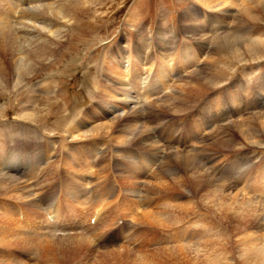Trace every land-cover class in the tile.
<instances>
[{"label":"rangeland","instance_id":"374dc122","mask_svg":"<svg viewBox=\"0 0 264 264\" xmlns=\"http://www.w3.org/2000/svg\"><path fill=\"white\" fill-rule=\"evenodd\" d=\"M53 1L26 0L21 6L17 5L19 0H0V8L3 4L13 14L2 15L0 28L9 22L14 26L15 19L34 3ZM93 1H97V11L73 26L66 34L69 40L65 37L52 62L27 79L24 86L0 96V155L9 157L8 165L0 161V175L19 179V185L0 192V264H44L45 258L56 255L55 245L60 239L85 235L96 248L89 252L92 263L99 256L94 258L95 254L113 251L120 253L124 264H140L139 257L144 256L151 263L183 264L168 262L167 255L160 262L152 255L177 247L161 243L162 238L187 235L188 239L191 232L207 231L199 220L224 234L212 240H221L226 259L216 256L213 263L246 264L242 260L246 251H257L264 245V219L229 226L219 216L200 210L207 207L199 194L198 211L189 210L180 229L163 232L160 228L153 233L148 219L140 218L144 211H137L140 222L134 219L133 209L142 198L146 210L195 201L190 196L189 180L175 183V178L185 175L175 156L187 153L216 179L226 183L233 179V192L264 205V136L258 133L250 140L256 142L249 144L233 128L243 122L246 128L256 130V117L264 119V60L239 64L229 59L220 39L226 32L234 37L264 39V24L243 23L240 7L232 8L234 3L247 6L249 0ZM225 4L232 12L229 19L220 10ZM193 30L196 36L191 34ZM7 60L0 56V61ZM220 69L225 72L220 73ZM202 76L211 86L200 79ZM27 114H34V118ZM137 114L149 131L150 142L163 150L153 167L143 162L148 155L145 142L130 141L120 132ZM113 121L120 126L110 130V135L96 134L94 128L112 125ZM17 157L28 166L23 174L15 171L18 163L13 159ZM158 180L169 184L167 191L152 186ZM86 200L90 204L84 203ZM257 208L263 215L264 208ZM49 213L58 220L53 228L48 224ZM245 237L255 244L246 246ZM198 240L192 243L204 241ZM31 244H36L35 248ZM210 246L194 254L206 257L213 250ZM89 253L77 252L61 264H79Z\"/></svg>","mask_w":264,"mask_h":264},{"label":"bare ground","instance_id":"6f19581e","mask_svg":"<svg viewBox=\"0 0 264 264\" xmlns=\"http://www.w3.org/2000/svg\"><path fill=\"white\" fill-rule=\"evenodd\" d=\"M16 1H18V0H16ZM25 2H26V0H19L17 5L18 4H21V6L25 5ZM234 2H235V0H234ZM242 3H245V2H242ZM96 5H97V1H93V0H62L61 2H59L58 0H54L53 2H50V4L49 3L48 4H46V3L45 4L34 3L33 5L29 6V8H27L26 11L21 13L15 19V21L13 22V23H15L14 26H12V22H9L5 25V27H1L0 28V53H1V55H5V57H7L8 60L5 62L0 61V96L5 95L9 91H12V90L15 91L18 88L22 87L23 83L25 81H27V79H29L32 76H35L37 74V72L42 71L47 64L51 63L52 59L55 58L57 56V53L62 49L63 43L65 42L64 39L66 37V34L68 32L70 33V31L72 32L74 25H77L80 23L82 24V22L84 21V19L86 17L92 15L95 12L94 10L97 11V9H95ZM19 7L20 6H17L16 11L19 10L18 9ZM236 7H240V19L243 21V23L245 21V22L255 23V24H264V0H249L247 6H240L238 3H234L232 8H236ZM0 9H1V12H0V19L1 20L4 17L2 15L5 12H6V14L13 16V14L9 13L10 10H5L3 4H2V8H0ZM216 9H218V8H216ZM13 10H15V8H13ZM220 10L225 11V14L228 17V19L232 16V12H230L227 9L226 4L223 5L222 8L220 7ZM19 17H20V19H19ZM16 20H18V21H16ZM194 31H196V30L191 31V34L193 36H196ZM69 35H71V34H69ZM201 37L202 38L204 37V39H205L206 35H203ZM202 38H200V39L202 40ZM208 39H207V41H208ZM220 39L223 41L224 45L227 47V50H228L227 55H228L229 59H232L233 61H236L239 64H242V65L244 63L252 64V63L264 60V39H249L247 37L243 38L242 36L241 37H234V35H232L231 32H226L223 36H221ZM47 40H49V41H47ZM47 42H49V44ZM64 47H65V45H64ZM210 57L212 58V56H210ZM213 57H215V56H213ZM210 60H212V59H210ZM228 60L226 62H228ZM186 61L189 62V60H186ZM186 61H183V62H186ZM215 61H218V60H215ZM41 63L42 64L44 63V65L38 67L39 64H41ZM8 64H9V66H8ZM207 64H208V62H207ZM222 65H225V64H222ZM230 65H232V64H230ZM9 67H12V69L10 70ZM226 67H227V65H226ZM14 68H15V71L13 70ZM225 70L227 71L226 68H225ZM221 71H222V69H220V73H221ZM222 72H225V71H222ZM116 75L119 76L120 73H119V75L118 74H116ZM115 78H121V76L120 77L115 76ZM188 79H190V78H188ZM200 79H205L206 84L211 86L209 79H207L206 77L202 76ZM8 80H10L11 82L9 83ZM188 82H189V80H188ZM181 83H183V82H181ZM121 87H119V88L121 89ZM183 88H181V89L183 90ZM119 91L121 92V90H119ZM199 94L201 96V93L198 92L197 95H199ZM123 95H124V93H123ZM194 100H195V98H194ZM131 101L133 103H135L134 101H136V100H131ZM136 102L138 103V101H136ZM123 103H124V101H123ZM182 103H185V101ZM125 107H126V105H125ZM185 107H186V105H185ZM132 113L130 116H132ZM34 114H27V116L30 118H34L33 117ZM126 117L128 118L129 116H126ZM25 119H27V118H25ZM118 121L117 122L113 121L114 123L112 125L97 126L96 128H94V130L96 131L97 135L98 134L101 135L102 132H106L108 134V132L110 130L114 129L117 126H120V123L118 125ZM128 123H129V127H126L127 129L122 128L120 130V132L122 134H124L125 137L127 139H129L130 141L134 140V142H139V143L145 142L144 143V145H145L144 149L148 150L147 151L148 155L144 156L145 161H143V162L145 163V165H146V163H151L150 167H153L160 160L159 158H161V155H159V154H161L163 150L161 149V147L158 144L154 145L153 143L150 142V141H152V138L148 134L149 131H147V128H145L146 126L144 125L141 117L138 114L134 118H132V119L130 118V120H128ZM256 123H257V129L256 130H251L248 127L246 128L247 125L245 126V124H243V122H238V123L234 124L233 128L249 144H254L256 141L255 142L253 140L250 141L251 139H254L253 136H256L258 133L263 134V135H260L261 137L264 136V119L261 116H257L256 117ZM115 130H118V129H115ZM113 132H116V131H113ZM108 135H110V134H108ZM111 135H112V133H111ZM132 135H136L137 137L133 138ZM91 137L93 138V136H91ZM231 139H232V137H231ZM225 141H227V140H225ZM229 142L230 141H228V143ZM154 143H155V141H154ZM118 144H121V142H119ZM222 145L225 146V144H222ZM85 152H87V151H85ZM119 153H122V152L119 151ZM17 155L18 154H16V156ZM177 155H178V153H177ZM182 155L181 156H175V159L182 166V168H184L185 175L182 177L175 178V183L181 182V181L186 183V181L189 180L190 183L192 184V187L190 189V196H191V199H195V201L191 202L189 205L183 204L184 206L171 205V203H170V204L165 205V207H159V208L157 207L158 210L157 209L155 210V208L153 210H146L145 208L143 209L145 203H144V200L142 198L139 200V203L137 202L138 203L137 208L133 209V212L135 211V213H134L135 218L134 219L138 218L137 221H140V222H142L141 219H148L149 228L152 227V229L154 231V232L152 231L153 233H156L160 228H164L163 230H161L163 232H170V231L178 230L182 227L184 220L188 218L187 216L189 214V210H192L193 212L190 211L192 213H196L198 211L199 208L196 207V203H197L196 201L199 200L198 196H199V194H201L200 200L203 199V201H204L203 204L207 207V209H200V210L207 211L211 216H215V217L219 216L221 218V220L224 222H227L229 224V226H232V224H239L241 221L243 222V221H247V220L263 221L264 214L263 215L261 213L259 214V212L255 209V207L256 208L262 207V209H263L264 205L258 204L256 201L250 200L249 198L241 197L238 193L233 192L232 191V186H233L232 183H234L232 181L233 179L230 180L231 183H226L224 181H220L218 178L216 179L215 176L212 175V173H210L209 171H206V169H204L201 165H198L199 163L197 164L196 160L193 157L189 156L188 153L183 155V156ZM75 156H76V154H75ZM18 157H17V159H13L14 160L13 162L18 163L15 166L17 169V170L15 169V171L16 172L18 171V173L23 174L25 172L23 169L28 168V166L26 164H24L22 161L18 160ZM83 157L84 156H82L81 158H83ZM135 159H137V158H135ZM0 161L2 163L5 161L4 162V165H5L9 162V157L4 159L0 155ZM165 164H167V163L165 162ZM136 171H137V169H136ZM170 172H171V170H170ZM136 173H139V172H136ZM165 173H166V171H165ZM181 173H183V172L181 171ZM173 174H174V172H173ZM158 179H159V177H158ZM224 179H226V177H224ZM18 180L15 179L14 177H11V176L0 175V192L5 193V191L9 190V187L14 188L15 185H19L18 182H16ZM168 180H167V182H168ZM171 180H172V178H171ZM173 181H174V179H173ZM10 183H12L13 186H10ZM180 184H182V183H180ZM152 186L157 187L158 189H161L163 191H167L165 189L169 186V184H165L162 180H158V182H152ZM151 187H149V188H151ZM10 189H12V188H10ZM19 190H20V188H19ZM168 190H170V189H168ZM13 191H14V193L16 192L15 190H13ZM202 192L207 193V194L202 195ZM17 194H18V192H17ZM24 194H27V193H24ZM135 194H137V193H135ZM18 195H21V194H18ZM175 196L177 197V195H175ZM18 198H19V196H18ZM76 202L81 203V201L78 199H76ZM84 203L90 204V201L86 200V201H84ZM121 203H122V201H120V204ZM163 206H164V204H163ZM138 209L140 211H142V210L144 211L142 213L143 216L140 217L141 219L139 218V216H138L139 214L137 213ZM204 211H202V212H204ZM135 215H137V216H135ZM204 216H208V214L204 215ZM48 219H49L48 224H49V226H52V228L54 226L58 225V220L56 218L54 219L50 213H49ZM197 222L206 226L207 231L205 230L202 233L200 231L195 232V233L191 232V235L188 237V239H185V238H187V235H180L181 238H174V239L162 238L161 243L175 244V245H177V247L174 248V250H172V251L170 250V251H167V253L165 252V254L152 255V256H154L153 258L154 259L160 258V262H161V260H163L162 256L167 255V257H168L167 259H169L168 262L183 261V262H185L183 264H197L198 262H200V264H202V263L203 264H216V263H213L214 257H216V256L222 257L223 259H226L227 255H225V253H221L222 249H223V244L220 242L221 240L220 241L218 240V243L216 242L215 239L212 240V237L213 238L216 236L222 237L224 235L222 230L211 228L208 225L210 223L205 221V220H202V221L199 220ZM190 225H192V224L190 223ZM208 227H209V229H208ZM210 235H212V236L210 237ZM205 237H207V238H205ZM197 239H200V240H198L199 242L201 240H204V241L200 242L199 244L197 242L192 243L193 240L195 241ZM245 240H247V238ZM14 241H15V239H14ZM26 242H27V240H26ZM256 242H257V240H256ZM211 244H212L213 250L208 251L206 257H202V256L200 257L199 255L194 254V251H196L198 249H202L204 247H208ZM245 244H246V246L249 247L251 244H255V243H251V241L247 240V242H245ZM35 245L31 244L30 246L32 248H35ZM55 246H56V255L55 256L53 255L49 259L45 258L43 261L44 264H52L51 261H56L55 264H61V262H66L67 258H69L72 254H77V252H82L86 256V254H88L92 249L96 250L94 244L92 243V239L87 238L86 235L80 236L77 238L60 239ZM167 248L168 247H166V250H167ZM210 248H211V246H210ZM219 248H221V249L219 250ZM213 252L215 255L213 257H211ZM155 253H158V252H155ZM159 253H162V251ZM220 254L222 256H220ZM97 255H99V256H98V259L96 262L92 263L89 260V258H90L89 257L90 253H89V255H87L85 260L82 261L80 259L81 261L79 262V264H124V261H122L123 259L120 260L121 257H118V255L120 256V253H115L113 251H111V252L107 251V253L104 252L102 254L101 253L95 254L94 258ZM65 257H67V258L65 259ZM137 258H138V256H137ZM139 260L141 261L140 264H158V262H156L155 260H153V261H155L153 263H151L150 260L148 262V260L145 256L139 257ZM242 260H244V262L246 264H264V245L258 247L257 251L253 248L248 249L246 251V254H244L242 256ZM118 261H122V262H118ZM126 264H128V263H126Z\"/></svg>","mask_w":264,"mask_h":264}]
</instances>
